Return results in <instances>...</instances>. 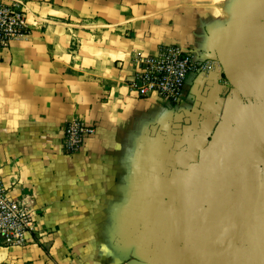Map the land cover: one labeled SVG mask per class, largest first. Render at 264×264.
Segmentation results:
<instances>
[{"label":"crops","instance_id":"crops-1","mask_svg":"<svg viewBox=\"0 0 264 264\" xmlns=\"http://www.w3.org/2000/svg\"><path fill=\"white\" fill-rule=\"evenodd\" d=\"M4 1L30 33L0 50V180L36 241L0 264H264V0ZM164 47L215 63L181 104L128 84Z\"/></svg>","mask_w":264,"mask_h":264},{"label":"built area","instance_id":"built-area-1","mask_svg":"<svg viewBox=\"0 0 264 264\" xmlns=\"http://www.w3.org/2000/svg\"><path fill=\"white\" fill-rule=\"evenodd\" d=\"M30 33L28 16L20 2L0 0V50ZM137 68L129 78L130 90L140 97H153L171 104H181L187 80L192 74H209L215 70L212 60H199L180 47H164L157 54L138 56ZM96 132L95 126L82 119H71L64 128L63 150L79 152ZM35 213L25 200L11 195L0 180V248H26L36 241ZM40 240V239H39Z\"/></svg>","mask_w":264,"mask_h":264}]
</instances>
